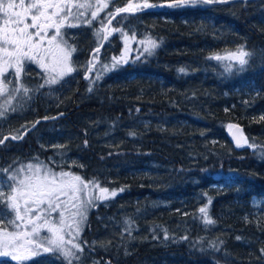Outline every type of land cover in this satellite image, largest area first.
<instances>
[{"label": "trees", "instance_id": "obj_1", "mask_svg": "<svg viewBox=\"0 0 264 264\" xmlns=\"http://www.w3.org/2000/svg\"><path fill=\"white\" fill-rule=\"evenodd\" d=\"M125 3L117 0L109 11ZM128 19L139 40L128 63L85 80L80 107L46 138L65 147L38 149L44 160L50 153L77 156L82 178L117 190L92 208L74 264H264V0L166 7ZM99 27L85 25L76 35L80 65L100 45ZM148 37L160 43L152 55L140 43ZM239 45L254 53L244 71L228 72L226 61L208 58ZM66 81L73 98L80 78ZM232 123L241 125L246 146L234 145ZM32 136L17 153L35 146ZM9 162L0 159V168ZM202 207L214 224L204 222ZM30 264L65 262L49 255Z\"/></svg>", "mask_w": 264, "mask_h": 264}, {"label": "snow or ice", "instance_id": "obj_2", "mask_svg": "<svg viewBox=\"0 0 264 264\" xmlns=\"http://www.w3.org/2000/svg\"><path fill=\"white\" fill-rule=\"evenodd\" d=\"M116 2L117 0H0V121L6 120L10 114L24 110L43 89L51 91L53 86L61 85L65 77L79 70L73 60L77 47L69 42L71 37H66V29L85 25L92 27L94 21L100 22L101 26L94 30V37L100 46L92 50L86 65L79 66L85 71L84 78L94 83L105 72L128 63L122 52L120 57H112L109 64H100L103 71L97 69L103 41H107L114 32H120L125 40L128 38L122 28L112 27L113 20L119 23L136 13L157 7L179 9L228 4L234 0H170L166 4L127 0L125 6L106 11L110 3L115 5ZM243 2L246 3V0ZM101 12L106 13L103 18L100 17ZM140 43L143 45V52L149 55L160 46L151 37ZM253 55L244 45H239L234 51L211 54L208 58L226 61L225 70L231 72L234 66H238L237 71H244ZM26 62H35L42 69V83L34 88L27 87L22 82ZM179 71L185 73L186 69L181 68ZM88 91H92L91 86ZM35 126L32 125L33 129ZM8 139V136L0 139V145ZM10 139L20 140L23 137L12 135ZM244 143H248L246 139ZM237 146H240L239 140ZM53 147L62 149L65 146ZM63 155L61 153V157ZM57 166L53 158L46 162L36 156L17 169L12 170L11 166L7 169L0 168V221L5 216L14 215L13 219L8 220V224L15 229L10 232L6 227L0 226V264H30L34 257L43 253H51L65 264L81 261L84 247L79 242L66 240L65 228L69 229L68 234L74 233L79 237L87 223L88 209L96 206L95 201L114 198L117 191L101 187L100 182L95 179L85 181L71 171H57ZM5 188L8 189L7 192L4 191ZM96 190L99 195L93 194ZM199 211L206 224L215 223L209 217L207 207H202ZM41 229H47L50 235L41 239ZM125 230L130 231V226ZM168 238L165 230L164 239ZM37 239H41V242L37 243ZM211 247L218 248L215 243ZM261 252L264 253V249ZM93 264L98 262L93 261Z\"/></svg>", "mask_w": 264, "mask_h": 264}, {"label": "flooded vegetation", "instance_id": "obj_3", "mask_svg": "<svg viewBox=\"0 0 264 264\" xmlns=\"http://www.w3.org/2000/svg\"><path fill=\"white\" fill-rule=\"evenodd\" d=\"M74 41V40H73ZM75 44V43H74ZM76 45V44H75ZM73 60L75 62H78L77 52L73 54ZM42 69L39 68V65L35 62H26L25 64V73L22 77V82L25 79H30L33 81L36 85L39 83H42L41 74ZM78 79L80 78V81L78 82V88L75 91V96L71 98V95L68 90H65L63 88V85H65V80L62 82L61 85L53 86V89L49 91L48 88H45L42 90L40 94H37L32 101L29 102V104L24 108V110L15 113L14 116H10L8 120L0 121V139H3L5 136H8L9 139L5 141L3 145H0V151H6V155L0 154V159H4L5 161H10L8 164L13 165L11 163L12 161L16 162L18 164H23L24 160L30 161L33 157L39 156L38 149L39 147H43L44 149H52V145L48 147H44L45 144L53 143L54 140H48L46 139L50 134H53V128L54 125H58V128L62 125H65L67 123V118L76 111L80 106L78 104V101L85 98L86 90L84 88H81L82 84L85 82V73L84 74H76ZM76 84V83H75ZM25 86L29 87L28 84H24ZM42 95L43 97H49L50 102L49 105H44L43 103H38L37 99L38 96ZM2 102V101H1ZM40 109L41 111H37ZM69 112L66 116H60L59 118L55 120H49L44 121L40 120L45 117H53L55 115H58L60 113ZM11 115V114H10ZM38 120L39 123H37L35 129H33V139L36 140L35 146H30L26 150H24L23 153H17V150L14 148H23L25 147V144L22 142L24 141L25 137L30 133L29 131L24 134V132L32 127L33 124H35ZM52 128V130H51ZM12 135H19L23 136V139L20 140H11L10 137ZM14 143V144H13ZM11 147V149H9ZM13 150V151H12ZM15 150V151H14ZM54 156V154L50 153L48 155V158ZM7 164V165H8ZM6 167V166H5ZM3 169H6V168ZM78 167V166H76ZM81 176V175H79ZM82 177V176H81ZM13 216H5V218L0 222H8L9 219H13ZM47 229H41L40 236L43 233H46ZM37 243L38 239L36 240Z\"/></svg>", "mask_w": 264, "mask_h": 264}, {"label": "rangeland", "instance_id": "obj_4", "mask_svg": "<svg viewBox=\"0 0 264 264\" xmlns=\"http://www.w3.org/2000/svg\"><path fill=\"white\" fill-rule=\"evenodd\" d=\"M126 3H127V0H124ZM133 2H136V3H142L143 2V0H133ZM125 3V4H126ZM113 4H109V8L106 10V11H109V10H111L110 8H111V6H112ZM227 7H229V6H227ZM230 8V7H229ZM105 12H101L100 13V17L102 18L103 16H105ZM150 18H152V17H150ZM138 21L139 22H145V18L144 17H139L138 18ZM96 22H98V21H94L93 23H96ZM101 26V25H100ZM83 27V26H82ZM82 27H78V28H70V29H66V37H71V39H70V43H74L73 42V40L75 39V37H76V35L82 30L81 28ZM113 28H122L123 29V31L124 32H126L127 34H128V38H127V40H125V38H124V36H122L121 35V33L120 32H114L110 37H109V39L107 40V44H106V47L102 50V52L101 53H99V63H97V69L98 70H100V71H103V69L102 68H100V64H109L110 62H111V58L112 57H120L121 56V53L123 52L124 54H125V57L127 58V60L130 58V56H131V54H132V52L135 50V46H137L138 45V43H139V40H138V38L136 37V35L134 34V32L133 31H131L132 29H133V27L130 25V21H129V19H123V20H120V23L117 25V26H112ZM134 37V38H133ZM120 44V45H119ZM118 46H120V50L118 51V53L116 52L115 53V49L118 47ZM125 49H127V51H125ZM112 51L111 53H109V51ZM80 66V64H79V61L78 62H76V67L79 69V70H81V68L79 67ZM78 70V71H79ZM78 71H76V72H73L70 76H74V75H76L77 73H78ZM110 72V71H109ZM109 72H105L103 75H102V77H104V76H106ZM70 76H68V77H70ZM92 76H95V72L92 74ZM68 77H65L64 78V80H65V82H66V80H67V78ZM101 77V78H102ZM100 78V79H101ZM103 79V78H102ZM1 102V101H0ZM15 114H11V115H9V117L10 116H14ZM8 117V118H9ZM8 118L6 119V121L8 120ZM234 124L232 123L231 124V126H233ZM51 130H52V128H51ZM229 130H230V127H229ZM53 135L52 134H50L49 135V137H52ZM67 137H69V138H71L70 136H69V134H68V136ZM67 137H66V139H67ZM53 138V137H52ZM246 140H247V138H245ZM52 144H54V145H56L57 143L56 142H53V143H49V144H45L44 145V147L46 148V147H48V146H50V145H52ZM54 145H52V146H54ZM247 144H243L242 146H237V147H244V146H246ZM61 153V152H60ZM49 158H53L56 162H57V168H56V170L57 171H60V170H64V171H71L72 173H74L75 175H80L79 174V172L76 170V166H80V161H79V158L77 157V156H74V155H67V156H58V155H55L54 154V156H51V157H49ZM49 158H48V160H49ZM40 159V158H39ZM41 161H48V160H44V159H40ZM32 161V159L30 160V161H27V160H24V162H22L23 164H18V165H16L15 166V164H17L16 162H13V165H11V164H8V165H6V169L7 168H9L10 166H11V169L12 170H14V169H17V168H19L21 165H25V164H27V163H29V162H31ZM50 166H51V164H50ZM84 179V178H83ZM97 180V181H99L100 182V179H98V178H93V179H84L85 181H91V180ZM100 186L101 187H105V186H103L102 184H101V182H100ZM106 188H108V187H106ZM109 189V191H112L110 188H108ZM4 191H8V189L7 188H5L4 189ZM117 191V190H116ZM93 194H95V195H99V192H98V190H96V191H94V193ZM117 196V195H116ZM110 200V199H109ZM106 201H108V200H106ZM97 202H101V201H95V204L97 203ZM92 208H94V207H91V208H89L88 209V211H87V219H88V216H89V214H90V212H91V210H92ZM86 225H87V223H86ZM0 226H4V227H6L7 228V230L8 231H15V229L13 228V226H11V225H9L8 224V222H0ZM85 227L86 226H84L83 227V230L80 232V235H79V237H76L75 236V234L74 233H71V234H68L69 233V229H67V228H65V238H66V240H73L74 242H79V243H81L80 242V240H81V236H82V234H83V231H84V229H85ZM45 235H50V234H48L47 233V231H46V233H43L40 237H41V239L45 236ZM41 239H38V242L40 243L41 242ZM49 255H53V254H51V253H43V254H41V255H37L36 257H34L32 260H35V259H40V258H42V257H44V256H49ZM31 260V261H32ZM75 262V261H74ZM78 262H80V261H78ZM12 264H15V262H12Z\"/></svg>", "mask_w": 264, "mask_h": 264}, {"label": "water", "instance_id": "obj_5", "mask_svg": "<svg viewBox=\"0 0 264 264\" xmlns=\"http://www.w3.org/2000/svg\"><path fill=\"white\" fill-rule=\"evenodd\" d=\"M235 1H243V0H234ZM246 1H255V0H246ZM170 2V0H164V1H161V2H158V3H155V4H166ZM212 5H217V4H212ZM163 8H166V7H157V8H152V9H147V10H144L143 12H139V13H136V14H140V13H145V12H148V11H154V10H160V9H163ZM134 14V15H136ZM124 15V14H122ZM114 21V20H113ZM106 44V41H103V46L100 47V51L103 49V47L105 46ZM92 53V52H91ZM69 112H65V113H60L58 115H55L53 117H55V119L59 118L60 116H66L68 115ZM62 114V115H61ZM52 117H50L49 119H40V120H44V121H49V120H54V119H51ZM38 120V121H40ZM35 125H37V123H35ZM36 127V126H35ZM33 130V127H30L29 129H27L23 135H25L26 132L28 131H31ZM229 136L231 137L233 143L237 146V141L239 140L240 141V146H242L244 144V140H245V134L242 132V127L240 124H234L231 128H230V131H229ZM23 137V136H22Z\"/></svg>", "mask_w": 264, "mask_h": 264}, {"label": "bare ground", "instance_id": "obj_6", "mask_svg": "<svg viewBox=\"0 0 264 264\" xmlns=\"http://www.w3.org/2000/svg\"><path fill=\"white\" fill-rule=\"evenodd\" d=\"M236 2V1H235ZM235 2H232V3H235ZM246 2H251V1H246ZM215 6V5H214ZM55 120V119H54ZM35 129V128H34ZM32 131V130H31ZM30 132V131H29Z\"/></svg>", "mask_w": 264, "mask_h": 264}]
</instances>
